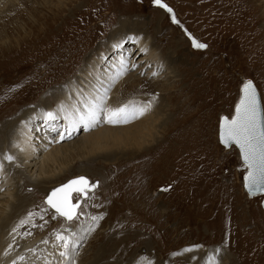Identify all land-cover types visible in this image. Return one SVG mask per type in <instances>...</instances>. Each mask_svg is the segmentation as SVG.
<instances>
[{"label": "rangeland", "instance_id": "374dc122", "mask_svg": "<svg viewBox=\"0 0 264 264\" xmlns=\"http://www.w3.org/2000/svg\"><path fill=\"white\" fill-rule=\"evenodd\" d=\"M163 2L173 8L180 21L179 25L174 24L171 14L153 4L152 0H0V33L3 34L1 29H8L2 24L15 21L17 24L15 27L18 30L29 29L32 34L29 37L23 35L27 37L22 42L24 44L15 46L13 49L4 47L1 43L9 44L13 38H19L18 34L11 31V35L5 33L3 37L0 36V132L5 131L10 123L21 127L22 120L28 111L35 110L46 100L51 101L50 99L55 96L65 93L63 86L66 83L73 82V86H81L82 83L84 87V83L97 84L98 80H102L92 74L91 80L82 72H86L87 64L96 59V52L99 49H108L109 52V56L105 55L107 62L102 63L104 70L105 65L108 67L111 62L116 63L119 59L116 53L119 48L111 50V36L115 32L125 35L124 32L127 30L140 33L153 43L165 60V67L169 69L167 72H170L168 74L173 78L161 76L154 79L155 75L149 74V69L154 67L152 63L143 66L140 73L137 72L142 64L136 62L137 52L134 55L125 53L128 61L131 62L128 65L127 75H136L143 80L144 84L140 82L141 85L136 89L137 91L132 89V93H129L127 89H121L116 96L124 101L143 94L151 97L160 93V90L156 88L165 87L166 84L168 92H171L170 94L163 92L164 98L160 101L166 106L165 111L167 110V117H170L171 127L182 128L172 134L165 133L167 138H164V133H160L163 143L157 147L161 149L159 152H153V148L133 156L132 158H137L135 160L127 163L124 162L128 160H123L117 165L92 162V165L87 166L84 164L86 161H79L82 173L72 170L49 184L24 182V176L14 175L13 180L20 183L17 185L18 188L11 191L16 198L20 195L27 196V202L22 209L34 206V202L39 203L41 210L47 209L43 212L45 214L43 221L39 216H35L33 220V223L37 225L47 221L45 226L42 229L33 226L32 228H35V233L41 230L42 233L51 236L53 230L59 229L61 224L66 228L68 223L59 218L51 219L55 212L45 202L49 191L79 174L87 176L93 182L99 181V186L94 190L95 196L84 205V211L89 215L104 213V218L99 222V227L87 234L81 242L79 264H126L120 258L103 260L102 252L110 240L120 242L127 238L131 249L134 250L133 256L136 258L134 264H144L146 257L148 256L147 259L151 257H149L151 253L148 250L149 247H153V253L157 255L155 256L157 260H153L151 264H190L193 252L200 250L208 258L216 248L222 249L220 264H230L232 260L233 264H264V194L252 198L247 195L243 183L244 170L241 167L238 150L225 148L219 142L220 118L234 113L235 104L240 96L243 81L238 74L255 82L264 105L262 81L264 67L261 65L253 69L246 61L248 58L243 55L244 50L255 46L253 32L264 29V16L254 23V28L247 25V20L243 16H241L243 19L241 27L235 22V17L239 14H244L251 20L264 13L263 0H163ZM59 6L63 7L61 12L58 11ZM236 6L240 8L234 10ZM6 11L13 14L4 15ZM14 12L17 13L14 14ZM210 15L213 19L211 23ZM45 18H48L49 25L46 24ZM124 23L128 24L125 29ZM188 33H191L192 37L199 42L207 44L208 47L194 48ZM123 40L126 41L123 43L126 45L125 48L129 47L133 51L134 41L126 40V37ZM132 64H135V67H132ZM103 74L104 72H101L100 76ZM123 78L124 76L121 80ZM54 79L58 81L55 82ZM169 79L170 81L179 79V84L175 87L176 83L170 84ZM190 80H193L195 85L199 84L203 92L198 87L190 89ZM149 82L158 83L154 85ZM187 87L189 90L179 98L180 104L185 106V113L180 121L172 122L179 102L171 101L170 97L175 94L174 90ZM208 89L209 93L205 96L208 102L205 105L204 94L201 93ZM112 96L113 94L109 92V99ZM190 96H195V100ZM55 100L56 98L53 99ZM157 103L158 100L154 105ZM53 104L56 105V103ZM208 113L211 115L206 118ZM19 119L21 124H18ZM63 123L62 118L56 123H47L46 126L49 127L54 125L49 128L50 136L58 137ZM96 125L89 132L97 133L100 127L104 126L100 122ZM18 126L15 129L19 130ZM54 127L58 136L52 134ZM79 128L74 136L65 138L58 144L63 145L67 141L78 140L83 137L84 132H88L83 126ZM16 135L13 132L12 139ZM52 143L51 141L50 144ZM13 144L14 142L2 145L0 161L3 165L6 163L1 158L6 153L10 155L14 153V150L9 149L11 147L13 149ZM161 154L162 160L159 159ZM158 159L161 161L155 163ZM175 159L179 164H177V171L174 165ZM170 160H173V164L167 165L166 170L165 164ZM19 161L21 156L18 153L15 161L12 160L9 163ZM133 161H136L137 166L134 167ZM20 163L24 165L22 161ZM19 166L14 164L16 169ZM140 167L145 169L147 167L146 177L136 176ZM30 176L31 173L29 174V170H26V177L30 178ZM116 178L120 179V184ZM139 179L146 180L145 187L140 185L134 187L140 181ZM187 181L190 182L189 186H192L182 188L188 186ZM169 185H171L170 188ZM42 186L47 188L44 189ZM164 188L168 190L162 191L161 189ZM133 190L140 193L139 198H130ZM146 193L155 196L153 205L159 204L165 209H173L177 206L178 209L175 211H182V214L174 213L166 224L155 223L154 231L149 232L145 225L142 230L140 225L145 222L146 214L139 216L141 213L137 209L144 208L140 201L142 195ZM228 195L236 197L237 201L235 203L232 199L229 201L231 196L228 199ZM15 199L5 215H9L12 211L13 204L16 205ZM209 202L211 204L208 205ZM207 205L209 207L206 209ZM228 209L231 210L229 212L231 219L233 221L235 219L234 228L226 222ZM202 210H206V213L203 214ZM25 217V214L22 218L12 214L8 222L15 227ZM159 219L158 214L154 215L155 221ZM180 221H183V225L180 226L179 232L174 231L170 235L164 229V225L165 227L176 225ZM170 228L173 227L170 226ZM73 230L78 232L79 225H73ZM28 232L33 233V230L26 228L19 230L18 234L11 231L10 235L22 238V235L28 236L25 235ZM142 233L146 237L143 242L134 243V235ZM147 240H150L154 246H149L150 242ZM193 245H201V247L190 253L182 251ZM176 253L180 254L176 255ZM185 257H187L186 260ZM127 261L131 262V260ZM197 261L198 259H195L191 263L196 264Z\"/></svg>", "mask_w": 264, "mask_h": 264}, {"label": "bare ground", "instance_id": "6f19581e", "mask_svg": "<svg viewBox=\"0 0 264 264\" xmlns=\"http://www.w3.org/2000/svg\"><path fill=\"white\" fill-rule=\"evenodd\" d=\"M5 2H7V1H5ZM263 4H264V0H263ZM62 8L63 7L59 6L58 11L61 12ZM239 8H240L239 6L238 7L236 6V7H234V10H237ZM13 9H15V8H13ZM16 13L17 12H14V14H16ZM10 14H13V13H11L9 11H6L4 13V15H9V16H10ZM9 16H8V18H9ZM241 16H243L244 19L247 20L246 23L249 27L251 26L250 28H254V23L257 22L261 17H263L264 13H261L259 16L253 17L251 20H249L246 16H244V14L236 15L235 22L239 27H241V25L243 23V19ZM45 19H46L45 21L47 24L48 18H45ZM32 22H34V21H32ZM211 22H213V19L210 15V23ZM2 25L4 26V28H8V29L7 30L1 29V32H3V34L0 33L1 37H3L5 33L8 35H11V31L13 33L14 32L17 33L18 37H19L18 39L13 38L9 42V44L2 42L1 44H3L4 47H10L13 49L15 46L21 45L22 42H24L27 37H29L30 35L32 36L31 30H29V29L24 30V31H21L20 29L18 30L15 27V26H17L15 21L8 22V23L2 24ZM47 25H49V24H47ZM126 25H128V24H126V23L123 24L124 29L126 28L125 27ZM131 29H133V27H131ZM48 32H49V30H48ZM124 34L125 35H123L122 33L120 34L119 32H115L112 34V36H111V38H112V49L111 50H113V48H114L113 44L116 43L117 41H122L124 37H127L128 35L139 36V37H141V39L139 40V42L134 41V46L132 47V49H134L133 51H131V49H129V47L126 49L125 48L126 45L122 44V46L119 48V51L116 52L117 56L119 58L118 61L116 63L111 62L110 66H108V67H107V65H105V70H104L102 63L107 62V58L105 55L106 54L108 55L109 52H108V49H105V50L99 49L96 52V56H97V57L95 56L96 59L93 57L95 60L92 58L93 60L90 61V63L87 64V66L85 67L86 72L83 71L82 73L85 74L91 80H92V77H91V74H92V76H95L98 78L100 77V78H102V80L104 82H107V80L114 73L116 67L119 65L120 59L124 58V59L128 60L125 53H128V55L129 54L134 55L137 52L136 54L138 55L139 59L137 58L136 62L138 61V63H142L141 69L137 68L138 69L137 72L140 73L143 70V66H148L149 63H152V65L154 67L149 69V74L154 75V73H155L154 79L160 78L161 76H164V77L166 76V78L167 77L173 78V76L168 74L170 72H167L169 69L165 67L166 66L165 60H163V57L161 56L160 51L155 48L153 43H150V41L147 38H145V36H141L140 33H135L132 30H127L124 32ZM253 34H254L253 38L255 39L254 40L255 46H253V48L248 47L246 50H244L243 55L248 58V60H246V61L250 65V67L255 69V68H257V66H261V65L264 67V29L263 30L262 29L255 30L253 32ZM23 35H26L27 37L25 38ZM141 49H147V51L146 52L141 51ZM83 50H85V49H83ZM104 59L106 61H104ZM109 61L110 60L108 59V62ZM101 72H104V74L102 76H100ZM164 72H166V73H164ZM127 73H128V70L126 73L122 74L118 80H116V82L114 83L115 89H113V87H111L110 92L113 94V96L110 99H108L109 107H116V106L121 105V104H129L130 106L138 107V106H141L143 103H145L149 100L152 101V107L149 111H147L143 116L138 117L137 119L131 120L127 124H123V123H121V124H109L105 121H101L100 124H104V126L102 125V127H100V131H98L97 133H93V131L89 132V130L92 127H87V128L84 127V129L88 132H86V133L84 132L82 135L83 137H81L80 139L78 138V140L76 139V140L70 141V142L67 141L63 145L62 144L59 145L58 143H60L65 138H70V137L74 136L75 131L79 127H75V128L70 127L68 122L63 119L64 123H63L60 131H61V134L62 135L64 134V135H63V139H61V134H59V136L56 135L58 137L50 136L49 128L53 127L54 125H50V127L46 126L47 123H45L43 119H38V118H34V117L36 116L37 113H39L42 110H48V109L54 108L56 105H54L53 103L57 104L59 101H61L65 98V93H63V94H59L58 97L55 96L54 97V98H56L55 101H53L54 98L50 99L53 102L46 100L45 102L39 104L35 110L28 111L22 120L23 125L21 127L17 125L19 127V130H18V128L15 129L17 127L15 125V123H10L6 126L5 131L2 130L0 132V150L2 149V145L11 144L14 142L13 149H12V147L9 149L14 150V153L16 151V154L19 153V155L21 156V161L24 164L22 166V164L20 163L21 161L16 162V163H9V161L6 159V156H8L10 154H7V153L5 155H3V157L1 158L2 161H5L6 165H3V170L0 171V264H10L11 258H14V256L17 253H23L26 249H29V248L35 249V252L28 253V257H29L30 261L35 260V264H45L46 259H52L53 256L55 254H57V250L52 248L51 241L49 242L48 245H44L43 243H41V241L43 239L48 238L50 235L48 236V234L42 233L43 231H41V230H39L35 233L36 230H34L35 228L34 229L32 228V224L31 225L25 224L21 228H19L18 231L19 230L22 231V230L27 228V229L33 230V233H31L30 235H28L26 237L25 236L23 237V235H22V238L21 237L15 238L17 243L14 244L13 249L10 250V255L8 257L4 256L5 249L7 248L9 243H12V240H13L12 234L10 235V232L12 231L14 226L9 224L8 218H10L12 214L14 216H19L20 218H22V216L24 214L27 216V213L30 211L34 212L36 214L35 216H39V217L43 216V219H44V215H45L41 211V209L39 208V206H38L39 203H37V202H34L35 205L32 207H26L25 209H22V206H24L27 202V198H26L27 196L24 197V196L20 195L19 197L16 198L13 191H11L12 189L16 188L17 185L20 183V182L17 183V181L13 180L15 178V177H13L14 175L15 176H18V175L24 176V178H25L24 182L33 183V184H38V183L44 182L46 184L47 183L49 184V183L55 182V180H58L59 178H61L62 175L65 174L66 172H70L72 170H78V171H80V173H82L83 171H82V167L80 168L79 161H83V160L86 161L84 164L87 166L92 165V162H95V163L99 162V164L103 163L105 165H117L118 163H120L123 160H128V161L124 162V163H127L129 161L137 159V158H132L133 156H138L139 153H142V152L144 153L148 150H152L153 148H154L153 152H159V150H161V149H158L157 147H160V145H162V143H163L162 139H160V136H161L160 133H164V138H167L165 133L166 134H169V133L172 134V133H175L177 130L182 129V128H178V127L176 128L175 126L171 127V125H170L171 120L169 119L170 117L169 118L167 117V114H166L167 110L165 111L166 106H164V104H162L160 101V99L163 100V98H164L163 92L165 94H167V92L169 90L166 84H165V87L156 88L157 90H160V93L159 94L156 93L155 95H152L151 97H150V95H144L143 94V95H139L136 98H134L131 95H128L129 97H132V98L126 99L124 101L121 98H119L118 96H116V94L119 93L121 91V89L122 90L127 89V90H129L128 91L129 93H132L133 92L132 89L136 90V89H138L139 85L144 84L143 80L136 77V75H134V74L127 75ZM123 76H124V78L121 80V78ZM80 79H82V78H80ZM178 80L179 79H176L175 81H170V79H169L168 82H170V84L176 83L175 84V87H176L179 84ZM54 81L56 82V81H58V79H54ZM262 81L264 84V79ZM140 82H142V83L140 84ZM157 83L158 82H154V83H150V84L155 85ZM117 84H118V87H117ZM94 85L99 86L98 83L96 84V83L88 82L87 85L84 83V87H82V83H81V87L86 92L91 91L92 87ZM189 85H191L190 89L198 87L199 90H201V92H203V89L201 87H199V84H196V85L193 84V80H190ZM73 87H75V86H73ZM153 88H155V87H153ZM187 88L174 90L175 94L170 97L171 101L172 100L173 101L178 100V102H179V104L177 105V108H176L175 118H173L172 122L180 121L182 115L185 113V106L180 104L179 98H181L182 94H184L186 91L189 90V87H187ZM208 88H210V87H208ZM148 90H150V88H148ZM170 92L171 91H169L168 93L170 94ZM61 93H62V91H61ZM139 93H141V91H139ZM208 93H209V89L206 92L201 93V94H204L205 105H207V102H208L206 97H205ZM190 97L193 100H195V96H190ZM123 98H125V97H123ZM170 99H169V102H170ZM156 100H158V103L156 105H154L156 103ZM192 105H194V104H192ZM192 105H191V107H192ZM210 115H211L210 113L206 114V118H208ZM24 122H27V126L25 125ZM56 122H57V120L52 122V123H56ZM18 124H21L20 119L18 121ZM96 126H98V125H96ZM65 128L67 129V131ZM56 129H55V131H56ZM185 130H186V127H185ZM96 131H97V129H96ZM13 132L17 134L14 139H12ZM203 135H204V132H203ZM59 138H60V140H59ZM37 140H40L42 143L38 142ZM51 141L53 142L52 144H50ZM14 153L12 152L11 155L14 156L16 159V154H14ZM162 154L160 155V158H159L161 160H162ZM150 156H152V155L150 154ZM15 159H14V161H15ZM159 159L155 160V163L161 161ZM164 159L165 158H163V160ZM176 159H175L174 165H175V168L177 171L178 162L176 163ZM133 162H134V167L137 166L136 161H133ZM149 163H150V161H149ZM14 164L20 165L18 167V169H16L14 167ZM36 164H38V165H36ZM170 164H173V160H170L165 164L166 170L168 169L167 165H170ZM146 169H147V167H146ZM146 169H145V167H140V169H138L136 172V176L137 177L138 176L146 177V175H145ZM26 170H29V174L31 173L30 178L26 177ZM180 171H178V172L180 173ZM11 175L13 178L11 177ZM79 175H77V176H79ZM31 179L33 181H31ZM116 181L119 182V184L121 182L120 179H117ZM187 182H188V186H184L182 188L186 189V188L192 186V185L189 186L190 185L189 181H187ZM150 184H151V182H150ZM137 185L145 187L146 180L144 179V181L143 180L138 181V183L136 185H134V187ZM47 186H44V187L42 186V188L46 189ZM148 186L149 185L147 184V187ZM6 187H8V188L6 189ZM139 194H140L139 192H134V190H133L130 193V195H132L130 198H139L140 197ZM230 196L228 195V199L230 197L229 201L232 199V202L235 203L237 201L236 197H234L232 195H230ZM185 197H186V195H185ZM141 198L142 199L140 202L143 203L142 207H144V208L143 209H137V211L139 210V212L141 213V214H139V216H141V215L143 216L144 214H146L144 217L145 222H142L140 225L141 229L145 225V226H147L146 229L149 230V232L154 231V224L155 223L163 225V224L168 223L169 219L171 220L170 216L173 215L174 213L175 214L177 213L178 215L182 214V211H178V212L175 211L176 209H178L177 206L173 209L172 208L171 209L170 208L165 209L162 205H159V204L153 205L152 202H154L156 199H155V196H151V194L146 193V195H142ZM14 199L16 200L15 201L16 205L13 204L14 208L11 209L12 211H10L9 215H5V212L10 207V205L12 204V201H14ZM209 204H211V203L209 202L208 205ZM208 205H207L206 209L209 207ZM230 209H232V208H230ZM230 209H228V211H227V213L229 215L227 214V221L226 222H229V226L233 227L236 225V223H235L234 218H233L234 221L231 219L232 217L230 216V213H229L231 211ZM224 211H226V210H224ZM202 213L205 214L206 210H202ZM156 214H158L160 216V219L157 221L154 220V215H156ZM210 216H212V215H210ZM218 218H219V216H218ZM41 224H42V222H41ZM182 225H183V221H180V222L176 223V225H173V224L170 225L173 228H170L169 225L166 227L164 225V229H166L168 231V234L171 235L174 233V231L179 232V228ZM225 227L228 228V226H225ZM206 229H208L207 225H206ZM141 236H142V238H140ZM134 237H135L134 243H136V242L142 243L143 240L146 238L144 236V233L138 234L136 236L134 235ZM82 241H84V240H82ZM147 241L150 242L149 246L153 245L150 240H147ZM153 249H154L153 247H149L148 250L151 252V253L149 252L150 253L149 257L150 256L151 257L149 259H147V257H148L147 256L145 261H144L145 262L144 264H151L153 262V260H157V258L155 257L157 255H155L153 253ZM194 249L196 250L197 248H194ZM133 253H134V250L131 249V246L129 245V242H128V238L125 239L124 241H120V242H117L114 239H112L108 242L106 247L103 249L102 259L103 260H109V259L120 258L126 264H134L136 262L135 261L136 258H135V256H133ZM191 256L192 257L195 256L196 259H198L196 264H208L207 255H204V253H202L200 250L198 252H193V254ZM184 259L186 260L187 257H185ZM127 260H131V262L128 263ZM190 261L192 262L194 260L192 259ZM232 261L230 264H233ZM191 262H190V264H192ZM53 264H54V262H53Z\"/></svg>", "mask_w": 264, "mask_h": 264}, {"label": "snow or ice", "instance_id": "6c2138e0", "mask_svg": "<svg viewBox=\"0 0 264 264\" xmlns=\"http://www.w3.org/2000/svg\"><path fill=\"white\" fill-rule=\"evenodd\" d=\"M153 4L165 9L171 14L174 24L179 25L180 21L172 7L163 0H152ZM192 40V46L197 49H206L207 44L201 43L188 33ZM141 37L128 35L126 40L139 42ZM125 40L117 41L113 44L114 48H120ZM147 51V49H141ZM130 61L121 58L111 77L104 82L98 80L99 86H93L91 91L86 92L81 86L73 87L71 82L64 87L65 98L59 101L52 109L42 110L34 118L43 119L45 123H51L58 119H64L70 127H94L101 121L109 124H127L131 120L143 116L152 107L149 100L141 106H130L121 104L116 107H109L108 99L111 87L114 86L122 74L128 70ZM135 67V64L131 65ZM155 75V73H154ZM27 126V122H24ZM67 131V129H66ZM63 139V135H61ZM219 142L226 148L238 149L241 167L244 170V187L249 195L256 193L264 194V105L257 92L256 86L251 79L243 82L240 88V96L235 104L234 113L230 116H222L219 122ZM8 161L14 160L12 155L6 156ZM3 170V163L0 162V171ZM99 181L90 182L84 176H78L69 180L66 184L54 188L46 198V203L54 210L55 215L51 219H61L68 223V227L61 224L59 229L53 230V234L41 241L48 245L51 241L52 248L57 250V254L52 259H46L45 264H79L81 241L86 234L94 232L99 227V222L104 218V213L99 215H89L84 211V205L89 199L94 198V190L98 187ZM171 185H169V188ZM167 191L168 188L161 189ZM75 193V196H73ZM75 199V202L73 200ZM46 212L47 209H42ZM34 212H28L27 216L20 221L13 229L12 233L18 234V229L25 224H32L33 227L43 228L47 221L42 224H34ZM83 218V219H81ZM43 221V216L40 217ZM79 225V231L73 230V225ZM31 233H25L30 235ZM13 237L4 251V256L10 255V250L16 244ZM201 245H193L184 248L182 251L190 253L194 248ZM35 252V249H26L23 253H17L10 259V264H35V260L28 257V253ZM180 253H176L179 255ZM222 249L216 248L212 255L208 256V264H220ZM196 259L195 256L192 257Z\"/></svg>", "mask_w": 264, "mask_h": 264}, {"label": "water", "instance_id": "95a60500", "mask_svg": "<svg viewBox=\"0 0 264 264\" xmlns=\"http://www.w3.org/2000/svg\"><path fill=\"white\" fill-rule=\"evenodd\" d=\"M238 76H239V78H241V80L244 82L245 80H247V79H245L242 75H239L238 74ZM253 81V80H252ZM254 82V81H253ZM254 84H255V82H254ZM255 86H256V84H255ZM256 89H257V92H258V94L260 95V97H261V93H260V91H259V89L257 88V86H256ZM239 100V99H238ZM261 103H262V105H263V102H262V98H261ZM221 144V143H220ZM222 145V144H221ZM223 146V145H222ZM223 147H225V146H223ZM226 148V147H225ZM238 150V149H237ZM79 176H84V177H86L90 182H93V181H91L87 176H85V175H79ZM78 177V176H77ZM76 178V176L75 177H72V178H69L68 179V181L69 180H72V179H75ZM68 181H65V182H63V183H61V184H59V185H57L56 187H54V188H57V187H59V186H61L62 184H66ZM97 181V180H96ZM95 182V181H94ZM243 183H244V181H243ZM99 186V185H98ZM54 188H52L50 191H49V193H48V195L51 193V191L54 189ZM244 189H245V191H246V193H247V195L250 197V198H252V197H254V196H256V195H260L261 193H256V194H254V195H249L248 194V192H247V190H246V188L244 187ZM74 194V193H73ZM47 195V196H48ZM47 198V197H46ZM46 198H45V202H46ZM47 204V203H46Z\"/></svg>", "mask_w": 264, "mask_h": 264}]
</instances>
